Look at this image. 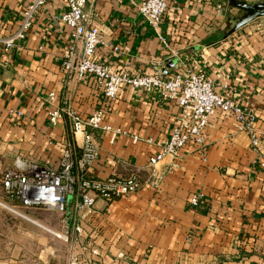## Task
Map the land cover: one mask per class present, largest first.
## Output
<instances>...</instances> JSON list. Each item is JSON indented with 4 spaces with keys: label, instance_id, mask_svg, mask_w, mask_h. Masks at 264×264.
I'll return each mask as SVG.
<instances>
[{
    "label": "crops",
    "instance_id": "crops-1",
    "mask_svg": "<svg viewBox=\"0 0 264 264\" xmlns=\"http://www.w3.org/2000/svg\"><path fill=\"white\" fill-rule=\"evenodd\" d=\"M142 1L87 0L89 23L101 29L104 39L127 48L113 56L100 45L96 58L116 72L169 77L178 61L163 56L155 62L161 44L138 13ZM169 2L161 34L180 55L195 61L217 90L228 86L230 95L256 115L259 152L264 153V17L231 31L242 11L229 0ZM27 3L0 0L3 34L16 30ZM58 14L56 2L44 4L26 39L0 66V171L11 168L16 157L58 167L70 130L66 120L48 122L49 92L62 107L83 116L103 107L102 92L92 78L71 80L61 69L69 28ZM8 109L22 111L23 118L9 119ZM179 115L174 102L123 87L105 121L124 133L92 132L99 150L91 176L137 172L140 189L111 202L97 200L94 214L81 223L83 235L76 244L55 236L67 233L73 239L70 216L63 226L54 212L22 209L31 221L0 204V264H68L71 253L80 264H264V176L256 163L260 154L229 114L219 111L210 118L204 159L188 145L176 159L165 156L154 167L148 165ZM132 136L151 138L154 144L134 143ZM197 192L204 199L193 208L188 199ZM74 201L68 198L69 212Z\"/></svg>",
    "mask_w": 264,
    "mask_h": 264
},
{
    "label": "built area",
    "instance_id": "built-area-1",
    "mask_svg": "<svg viewBox=\"0 0 264 264\" xmlns=\"http://www.w3.org/2000/svg\"><path fill=\"white\" fill-rule=\"evenodd\" d=\"M49 1L57 3V18L69 28V43L61 61L62 71L71 80L92 78L102 92L104 103L103 107L89 116H83L70 106L62 107L54 92L47 94L45 100L49 105L48 122L56 125L61 120H66L70 135L63 142L58 167L35 165L16 157L11 168L0 171V196L6 199V202L0 204L5 209L31 221L33 220L22 209H44L56 213L63 226H67L70 216L75 234L73 239L67 233H55V236L76 244L83 235L81 223L94 214L97 200L111 202L140 189L141 180L137 172L112 174L103 179L91 176L99 150L92 132L102 130L124 133L119 128H111L105 121L107 109L123 87L141 89L163 101L174 102L180 110L169 137L159 142V151L149 157L148 165L151 167L165 156L176 159L188 145L198 150L204 159L205 129L209 126L210 118L219 111L231 116L237 129L248 134L251 148L259 152L261 140L256 128V115L230 95L228 86L221 85L220 90H217L214 81L195 67V61L180 55L161 34L160 24L170 6L169 0H143L137 7L138 13L161 44L155 62H162L163 56L173 57L178 61L177 71L169 77L160 73L131 75L127 71L116 72L98 60L96 52L100 45L109 49L113 56H119L127 48L104 39L101 29L89 23V14L85 11L87 0H28L20 13L16 30L5 35L2 27L0 28V66L7 62L16 46L26 39L35 14ZM23 116L22 111L7 110L9 119L20 120ZM138 141L154 144L151 138L132 136V142ZM259 154L256 163L264 176V153ZM69 197L75 198L72 212L68 211ZM203 199V193H193L188 203L194 208ZM68 264H80L79 256L71 253Z\"/></svg>",
    "mask_w": 264,
    "mask_h": 264
},
{
    "label": "water",
    "instance_id": "water-1",
    "mask_svg": "<svg viewBox=\"0 0 264 264\" xmlns=\"http://www.w3.org/2000/svg\"><path fill=\"white\" fill-rule=\"evenodd\" d=\"M229 4L242 11V14L234 19L231 31L237 30L256 18L264 17V0H229Z\"/></svg>",
    "mask_w": 264,
    "mask_h": 264
},
{
    "label": "rangeland",
    "instance_id": "rangeland-1",
    "mask_svg": "<svg viewBox=\"0 0 264 264\" xmlns=\"http://www.w3.org/2000/svg\"><path fill=\"white\" fill-rule=\"evenodd\" d=\"M0 202H2V203H4V202H6V199H2V198H0ZM44 213H46V214H49L50 212H47V210H45V211H43ZM53 219V218H52ZM55 219V218H54Z\"/></svg>",
    "mask_w": 264,
    "mask_h": 264
}]
</instances>
